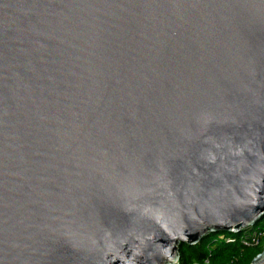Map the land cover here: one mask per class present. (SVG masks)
<instances>
[{"label":"water","instance_id":"95a60500","mask_svg":"<svg viewBox=\"0 0 264 264\" xmlns=\"http://www.w3.org/2000/svg\"><path fill=\"white\" fill-rule=\"evenodd\" d=\"M263 217L264 0H0V264H176Z\"/></svg>","mask_w":264,"mask_h":264},{"label":"trees","instance_id":"16d2710c","mask_svg":"<svg viewBox=\"0 0 264 264\" xmlns=\"http://www.w3.org/2000/svg\"><path fill=\"white\" fill-rule=\"evenodd\" d=\"M263 223L264 217L253 228H261ZM242 232L218 234L191 247L182 245L178 248L176 264H250L264 249V234L257 245L242 246Z\"/></svg>","mask_w":264,"mask_h":264},{"label":"built area","instance_id":"2783aa9c","mask_svg":"<svg viewBox=\"0 0 264 264\" xmlns=\"http://www.w3.org/2000/svg\"><path fill=\"white\" fill-rule=\"evenodd\" d=\"M235 234V233H233ZM264 234V223L261 228H247L243 230L242 236L240 237V244L242 246H255L259 239Z\"/></svg>","mask_w":264,"mask_h":264},{"label":"rangeland","instance_id":"374dc122","mask_svg":"<svg viewBox=\"0 0 264 264\" xmlns=\"http://www.w3.org/2000/svg\"><path fill=\"white\" fill-rule=\"evenodd\" d=\"M224 234H227V233H224ZM215 235H218V234H211V235H208L207 237H205V238H203V239H207V238L211 239V238H213V236H215ZM203 239H202V240H203ZM204 264H207V263H204Z\"/></svg>","mask_w":264,"mask_h":264},{"label":"clouds","instance_id":"9594fccd","mask_svg":"<svg viewBox=\"0 0 264 264\" xmlns=\"http://www.w3.org/2000/svg\"><path fill=\"white\" fill-rule=\"evenodd\" d=\"M109 254H111V253H109ZM113 259L115 260V257Z\"/></svg>","mask_w":264,"mask_h":264}]
</instances>
